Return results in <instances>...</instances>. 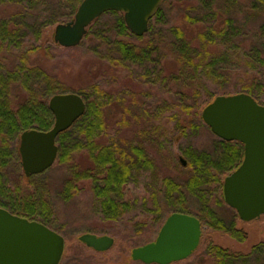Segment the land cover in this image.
Segmentation results:
<instances>
[{
	"label": "trees",
	"instance_id": "trees-1",
	"mask_svg": "<svg viewBox=\"0 0 264 264\" xmlns=\"http://www.w3.org/2000/svg\"><path fill=\"white\" fill-rule=\"evenodd\" d=\"M21 1L0 0V3L14 2L20 5ZM23 1V9L11 13L7 16L8 19H0V43H13L21 48L22 37L19 36L22 28L24 31H31L36 41H41L45 27L68 21L81 0H67L64 8L59 6L51 9L48 11V19H45L44 12L36 2ZM164 3L165 0L149 21L148 31L139 37L129 32L121 13H103L101 16L110 14L113 19L103 27L97 25L88 28L86 37L97 39L91 49L97 52L96 47L104 44L105 57L112 66L139 69L138 77L144 82L154 83L159 78L158 84L162 86L167 80L182 85L193 68L196 76L206 75L220 86L227 85L233 78L228 75L224 77L223 73L212 69H216L218 60L211 49L216 46L217 38L228 41L234 34L236 28L232 19L225 18L223 26L217 28L216 20L210 12L199 17L187 16V21L196 29L195 33L181 25L169 24V44L175 55L172 67L166 74L164 52L158 42L159 32L167 23ZM101 16L92 23L97 24ZM259 35V46L251 50L252 60L248 63L251 69L257 67L258 72L252 77L247 75L235 78L229 89L221 88V94L245 92L258 102L264 96V24L260 26ZM28 49L29 47L22 48L20 54L14 56L15 62L10 68L6 67L9 65L8 60L0 58V207L29 220H37L61 234V227L55 219L54 208L48 197L49 184L44 179L41 180V177L37 179L39 175L26 179L17 176L12 180L7 172L9 164L20 159L16 143L20 133L31 128L48 130L53 124V115L48 109L47 98L65 90V86L55 75L53 78L49 77L40 66L28 63L31 52ZM14 85H18L26 93V98L16 108L11 100V88ZM91 89L90 95L83 89L72 91L83 97L86 109L69 129L57 136L56 161L70 169V175L58 192L61 200L68 202L87 182L86 186H89L93 200L92 210L100 214L102 222L108 225H115L134 209L137 202H141L145 211L135 220L127 221L137 234L157 232L172 212L193 215L200 221L204 249L211 259L210 264H264V241L254 244L249 251L242 252L215 244L208 235L210 231H215L237 240L245 239V233L235 226L237 214L227 208L222 194L223 178L242 161L243 145L237 141L217 139L208 151L188 146L183 154L185 168L190 170L182 183L172 176H161L147 147L149 142L143 145L104 140L109 136L107 108L113 98L96 83ZM217 94L220 93L207 92V98L194 107L186 103L187 97L184 99L183 95H178V109L170 115L171 119L176 120V129L184 135L187 128L196 127L197 122L202 123L200 110ZM201 105L202 108L199 109ZM142 175L146 176V182L141 186L143 192L133 194L129 183H138ZM118 241L119 238L117 243ZM78 247L90 251V254L75 252L72 247L64 251L59 264L70 258L77 264H90L95 258L97 263L111 262L106 257V252L94 251L83 243Z\"/></svg>",
	"mask_w": 264,
	"mask_h": 264
},
{
	"label": "rangeland",
	"instance_id": "rangeland-1",
	"mask_svg": "<svg viewBox=\"0 0 264 264\" xmlns=\"http://www.w3.org/2000/svg\"><path fill=\"white\" fill-rule=\"evenodd\" d=\"M30 1L37 3L40 10L44 12L45 19H48V11L59 6L64 8L67 3V0ZM24 5L23 0L20 5L19 3L14 4V2L0 3V19L7 18L11 13L23 9ZM163 6L168 24L166 23L165 28L160 30L158 42L164 52L163 64L166 74L172 67L171 62L175 55L169 44L171 38L167 30L169 24L181 25L195 33L196 29L192 26L193 24L187 21V16L199 17L210 12L216 20L217 28L223 26L225 18L232 19L236 28L234 34L228 41L217 38L216 46L211 49L218 60L216 69H212L215 72L223 73L224 77L228 75L233 78L228 81L227 85L220 86L218 82L207 78L206 75L196 76L193 73V68L186 75L182 85L167 80L162 86L158 84L159 78L154 83L141 81L138 77L139 69L121 65L119 67L112 66L110 60L105 57L106 47L101 42V45L96 47L97 52L93 51L91 47L95 46L94 43L97 39L92 36L87 38V33L76 47L63 48L55 44L53 41L55 24L45 27L41 41H36L35 35L33 36L31 31L20 29L22 34L19 37H22L20 39L22 47L19 48L20 46H15L13 43H9L10 45L0 43V58L7 59L9 65L6 67L10 68L15 62L14 56L19 55L22 48L29 47L28 50L31 52H29L28 63L40 66L49 74V77L53 78L55 75L65 86L64 92L83 89L90 95L92 93L91 86L96 83L100 89L113 98L107 108L109 115H107L106 123L109 127V136L104 140H120L121 142L142 143L143 145L149 142L147 147L156 163L158 174L172 176L182 183L190 170L185 168L184 162L186 161H184L183 154L185 148L191 146L195 149L208 151L211 150L212 143L219 138L203 122H197L196 127L187 128L184 135L180 133V130L176 129V120L170 117L172 112L178 109L176 98L181 94L182 98L187 97L186 103L194 107L207 98V92L221 94V88L229 89L235 78L247 75L252 77L258 72L257 67L251 69L248 63L252 60L251 50H255L261 40L259 31L260 26L264 24V0H165ZM73 15L70 19L73 18ZM112 19L113 16L110 14L101 16L97 20V24L92 23L89 27H97V25L103 27ZM6 43L8 44V42ZM44 88L45 83L41 87L42 92H44ZM11 94L14 108L26 98V93L18 85L12 86ZM260 102L264 103V96ZM201 108L202 105L199 109ZM16 143L18 147L19 139ZM7 172L12 180L17 176L26 179L20 166V159L13 160L7 167ZM38 175L37 179L41 177V180L44 179L49 184L47 186L48 197L54 208L55 219L61 227V235L64 237L63 253L73 247L75 252L83 251L90 254V251L78 247L82 243L78 240L79 235L86 232L97 235L107 234L114 238L112 247L104 251L111 262L97 263L95 258L94 262L90 264H144L131 260V249L136 247L135 245L140 246L152 241L157 232L155 230L137 234L135 228L127 222L135 220L145 211L141 202H137L134 209L126 213L124 218L117 221L115 225H108L106 222H102L100 214L94 213L92 210L93 200L89 186H86L87 182L68 202L61 200L58 192L70 175L68 167L55 160L50 168ZM145 177L142 175L138 183H129L130 191H133V194L143 192L141 186L143 182H146ZM227 208L230 207L227 206ZM235 226L245 233L244 240H237L215 231L208 233L209 238L215 244L242 252H247L254 244L264 241V214L250 221H242L237 217ZM117 238H119L118 243ZM125 239L127 241H124ZM203 239L204 237L201 235L195 251L176 264H210L211 259L206 255ZM62 264L77 263L73 258H70Z\"/></svg>",
	"mask_w": 264,
	"mask_h": 264
},
{
	"label": "water",
	"instance_id": "water-1",
	"mask_svg": "<svg viewBox=\"0 0 264 264\" xmlns=\"http://www.w3.org/2000/svg\"><path fill=\"white\" fill-rule=\"evenodd\" d=\"M162 0H81L74 16L54 26L53 41L63 48L80 44L90 24L104 12L123 15L131 34L142 36ZM53 115L48 130L35 128L19 135L20 166L26 177L40 174L56 160L57 136L69 129L85 112L83 97L75 92L55 93L47 101ZM203 123L219 139L243 145V159L223 179L227 206L239 219L250 221L264 214V104L238 92L217 95L201 111ZM201 224L197 217L181 212L169 214L154 240L131 249L134 261L170 264L187 258L198 246ZM78 240L97 252L112 247L107 234L82 233ZM64 237L37 220H29L0 207V264H59Z\"/></svg>",
	"mask_w": 264,
	"mask_h": 264
}]
</instances>
